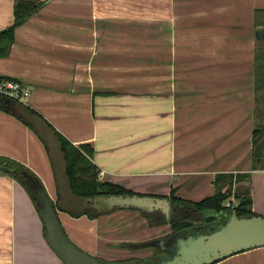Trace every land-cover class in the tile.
<instances>
[{
	"label": "crops",
	"instance_id": "0c3cea01",
	"mask_svg": "<svg viewBox=\"0 0 264 264\" xmlns=\"http://www.w3.org/2000/svg\"><path fill=\"white\" fill-rule=\"evenodd\" d=\"M15 2L0 0V31L12 25ZM261 28L264 0H46L15 26L0 77L27 85L30 109L74 145L93 148L100 179L170 203L173 189L196 202L215 193L216 174L249 172L252 209L264 215V169H252ZM12 163L57 198L43 142L0 108V264H63L19 174L4 169ZM59 218L88 252L94 242L172 232L146 217L135 226V209ZM214 264H264V246Z\"/></svg>",
	"mask_w": 264,
	"mask_h": 264
},
{
	"label": "water",
	"instance_id": "95a60500",
	"mask_svg": "<svg viewBox=\"0 0 264 264\" xmlns=\"http://www.w3.org/2000/svg\"><path fill=\"white\" fill-rule=\"evenodd\" d=\"M256 38H264V28L256 31ZM6 104L15 116L32 127L47 150L55 179L56 200L50 197L39 179L26 169L19 168L20 174L16 179L36 202L45 240L63 264L119 263L103 260L76 244L66 233L59 211L79 216L87 212L102 214L116 208H132L145 213L158 211L167 221L183 217L203 220L205 217H200L190 204H171L167 197L138 193L94 196L76 194L68 175L63 145L54 126L26 104L11 98L6 99ZM131 246L137 249L147 246L155 253L133 264H214L233 254L264 246V215L238 216L232 211L221 225L208 224L204 232L178 236L175 242L163 237L132 243ZM156 251L165 254L158 255Z\"/></svg>",
	"mask_w": 264,
	"mask_h": 264
},
{
	"label": "trees",
	"instance_id": "16d2710c",
	"mask_svg": "<svg viewBox=\"0 0 264 264\" xmlns=\"http://www.w3.org/2000/svg\"><path fill=\"white\" fill-rule=\"evenodd\" d=\"M45 1L46 0H16L14 7V21L12 25L0 31V56H5L9 53L10 46L15 40V26L22 23L31 12L36 10ZM3 80L12 79L8 77H0V81ZM7 98L9 97L0 93V108L7 112H11L10 108L6 104ZM32 111L35 112L34 110ZM27 125L32 128L29 124ZM57 133L59 134L63 150L66 155L68 175L71 179L72 189L76 194L82 196H94L98 194L136 193L120 184L98 180L99 169L92 161L93 148L89 144L74 145L61 133L58 131ZM252 142V169H264V123L257 124L255 126L253 130ZM12 165L14 168H8L5 166L4 169L12 174H20L19 168L22 167L16 163H12ZM249 176V172H236V174L233 172L218 173L214 178L215 193L196 202L186 201L179 197H175L173 195L174 190L172 189L171 204H190L197 212L208 211L209 214L203 218L206 223H212L219 217H221L220 219H223L224 222L227 219L226 214L229 215L232 211H235L238 216L255 215L257 213L252 209L250 183L248 182L246 185L241 183L243 180H250ZM234 181L238 184L236 185L232 195L235 200V207L232 208L226 205V199L231 197ZM139 212L141 216L148 219V222L151 225L169 223L172 227V232L166 235L165 238L170 239L172 242H175L178 236H184V232L186 230L195 226V219L193 218L192 220L187 217L174 218L167 221L164 217L159 215L160 213L158 211L153 213H145L143 211ZM86 214L90 218L100 215L92 212H87ZM131 244L132 243H122L119 247L133 248ZM156 254L164 255L165 253L156 251ZM143 259L144 258L132 255L123 260H119V262L133 264L138 260Z\"/></svg>",
	"mask_w": 264,
	"mask_h": 264
},
{
	"label": "rangeland",
	"instance_id": "374dc122",
	"mask_svg": "<svg viewBox=\"0 0 264 264\" xmlns=\"http://www.w3.org/2000/svg\"><path fill=\"white\" fill-rule=\"evenodd\" d=\"M258 56H257V61H256V70H255V75H256V85L258 86V88L256 89V99H257V103H263L264 102V38H261L260 42L258 43ZM144 69H155V67H144ZM100 172L98 173V180L104 181L102 179H100ZM236 174V173H235ZM249 179L247 180H243V184H248ZM238 183L236 181H234L233 183V188H232V192H231V197L233 199V192L235 190V187ZM57 198L55 197L54 200H56ZM234 200V199H233ZM235 201V200H234ZM119 208H116L112 211L118 210ZM197 214L200 217L206 216L209 214L208 211H201V212H197ZM189 219L192 220L191 217H187ZM140 221H134L135 226H144V217L141 216L140 214V219H138ZM196 222V227H192L190 229H188L187 231L184 232V235H188V234H197L199 232H204L207 228H208V224L211 223H205L203 220L200 219H195L194 220ZM198 223V224H197ZM223 223V219H217L214 222H212V224L214 225H221ZM39 227V226H38ZM39 229V228H38ZM127 232H125L126 234ZM39 234V232H38ZM128 234V233H127ZM153 240V239H150ZM149 241V240H147ZM139 242H144L143 241H139ZM122 243H128L127 241H119L117 243H105V244H98L94 242L93 246L90 248V252H92L93 254L98 255L99 257H101L103 260H108L107 258H109V261H114L113 263H119V264H128L125 262H119V260H123L129 256H137L140 258H145L144 257V250L148 249L149 250V254L147 256H154L155 253L150 249V247L144 246V249H133L130 247H119V245H121ZM49 247V245H48ZM36 248L38 250V253H42V248H44L42 242L39 241L38 239V243L36 242ZM50 248V247H49ZM52 250V249H51ZM52 252L55 254V252L52 250ZM57 256V255H56ZM115 259V260H114ZM118 261V262H116Z\"/></svg>",
	"mask_w": 264,
	"mask_h": 264
},
{
	"label": "built area",
	"instance_id": "2783aa9c",
	"mask_svg": "<svg viewBox=\"0 0 264 264\" xmlns=\"http://www.w3.org/2000/svg\"><path fill=\"white\" fill-rule=\"evenodd\" d=\"M30 88L20 81L16 80H3L0 81V93L8 96L9 98L26 104L30 96ZM232 197L226 202L227 206L235 207Z\"/></svg>",
	"mask_w": 264,
	"mask_h": 264
},
{
	"label": "flooded vegetation",
	"instance_id": "af4514ba",
	"mask_svg": "<svg viewBox=\"0 0 264 264\" xmlns=\"http://www.w3.org/2000/svg\"><path fill=\"white\" fill-rule=\"evenodd\" d=\"M256 111L258 115V123H264V102L261 104L260 102L256 104Z\"/></svg>",
	"mask_w": 264,
	"mask_h": 264
}]
</instances>
